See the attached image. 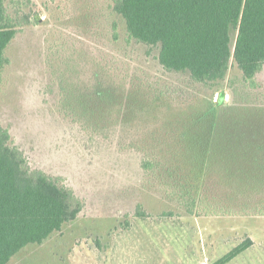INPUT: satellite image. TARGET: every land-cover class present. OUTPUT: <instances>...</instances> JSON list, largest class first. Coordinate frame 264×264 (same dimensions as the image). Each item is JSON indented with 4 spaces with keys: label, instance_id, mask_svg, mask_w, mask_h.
I'll use <instances>...</instances> for the list:
<instances>
[{
    "label": "rangeland",
    "instance_id": "374dc122",
    "mask_svg": "<svg viewBox=\"0 0 264 264\" xmlns=\"http://www.w3.org/2000/svg\"><path fill=\"white\" fill-rule=\"evenodd\" d=\"M16 2L36 22L6 50L0 125L32 168L61 177L84 208L74 222L26 247L9 264H213L247 239L252 246L227 264H264V217L185 214L164 197L155 178H145L136 148L146 132L174 130L185 110L213 106L221 112L233 108L235 115L227 117H234L239 130L250 126L264 137V67L255 77L256 89L232 63L222 82L205 87L187 73L164 71L156 48L128 40L112 0H6V5L12 9ZM73 71L87 81L88 92H80L91 98L102 89L113 90L118 101L128 92L162 94L145 98L148 106L126 122L110 112L103 124L111 128L99 124L84 131L65 106V90L73 91V82L79 86ZM137 205L146 217L135 216Z\"/></svg>",
    "mask_w": 264,
    "mask_h": 264
},
{
    "label": "trees",
    "instance_id": "16d2710c",
    "mask_svg": "<svg viewBox=\"0 0 264 264\" xmlns=\"http://www.w3.org/2000/svg\"><path fill=\"white\" fill-rule=\"evenodd\" d=\"M14 5L11 9L0 0V87L9 63L6 50L24 27L36 22L21 3ZM111 9L124 21L128 40L157 49L164 71L187 73L193 82L213 88L232 63L251 89L258 87L255 77L264 67V0H112ZM73 74L79 86L73 82V91L65 90V106L84 131L107 122L110 112L126 122L148 106L145 98L162 94L128 92L125 101H118L113 90L102 89L91 98L80 92H88L87 81L79 80L80 72ZM222 101L223 96L218 105ZM220 112L214 106L185 110L174 130L146 132L141 147L136 146L141 171L149 181L155 178L164 197L189 216L264 217V137L250 126L239 130L234 117H227L235 115L233 108L222 110L221 122ZM83 208L61 177L31 167L0 125V264L60 232ZM146 215L141 205L135 207L137 218ZM250 246L247 239L213 264H227Z\"/></svg>",
    "mask_w": 264,
    "mask_h": 264
}]
</instances>
